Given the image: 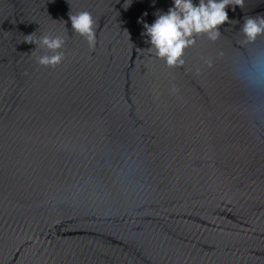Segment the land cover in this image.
Listing matches in <instances>:
<instances>
[{"label":"water","instance_id":"95a60500","mask_svg":"<svg viewBox=\"0 0 264 264\" xmlns=\"http://www.w3.org/2000/svg\"><path fill=\"white\" fill-rule=\"evenodd\" d=\"M173 5L0 0V264H264V0L170 67L144 23Z\"/></svg>","mask_w":264,"mask_h":264},{"label":"clouds","instance_id":"9594fccd","mask_svg":"<svg viewBox=\"0 0 264 264\" xmlns=\"http://www.w3.org/2000/svg\"><path fill=\"white\" fill-rule=\"evenodd\" d=\"M229 4L240 5L242 8L244 0H199V4H194L193 0H174V5L167 12L159 14L154 23H144V34L150 37V41L146 43L154 47L156 56L166 59L168 66L183 65L184 51L196 43L195 35L206 33L209 39L215 41L221 36L218 26L224 25L225 22L231 24L226 10ZM69 18L75 32L84 36L90 47L94 48L96 32L92 14L88 11L78 14L70 12ZM242 30L248 41H254L258 35L264 34V18H246ZM25 42L48 50L44 55L37 57L42 65L55 66L63 59V52L58 50L63 47L65 41L60 36L44 35L34 41L32 34H28ZM48 52L53 54L49 55ZM208 65L212 66L210 62Z\"/></svg>","mask_w":264,"mask_h":264}]
</instances>
